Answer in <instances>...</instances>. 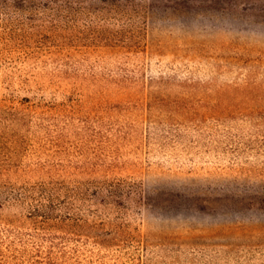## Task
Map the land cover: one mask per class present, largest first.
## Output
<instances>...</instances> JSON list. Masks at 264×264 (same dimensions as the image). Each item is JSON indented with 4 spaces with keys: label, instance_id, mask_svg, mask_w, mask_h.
Here are the masks:
<instances>
[{
    "label": "rangeland",
    "instance_id": "374dc122",
    "mask_svg": "<svg viewBox=\"0 0 264 264\" xmlns=\"http://www.w3.org/2000/svg\"><path fill=\"white\" fill-rule=\"evenodd\" d=\"M142 1L148 9L139 44L86 52L83 66L94 64L96 81L81 119L106 135L87 136L78 164L103 168L70 178L125 185V208L134 211L96 218L87 208L88 220L73 222L69 235L73 263L264 264V131L248 125L223 132L217 120L222 104L227 113L264 105V0ZM53 56L45 53L42 67L53 66ZM250 79L262 84L247 87ZM195 82L199 89L189 93ZM154 83L162 84L157 98L168 130L151 164ZM108 85L117 88L108 93ZM176 99L188 106L171 107ZM93 152H100L95 161Z\"/></svg>",
    "mask_w": 264,
    "mask_h": 264
},
{
    "label": "trees",
    "instance_id": "16d2710c",
    "mask_svg": "<svg viewBox=\"0 0 264 264\" xmlns=\"http://www.w3.org/2000/svg\"><path fill=\"white\" fill-rule=\"evenodd\" d=\"M147 9L142 0H0V264H74L69 235L73 222L79 226L88 220L83 217L87 208L96 218L100 212L134 211L125 208L131 199L125 185L105 179L78 185L70 178L76 171L91 176L103 168L97 162L78 164L87 136L106 135L102 125L92 133L87 119H81L86 103H94L96 81L94 64L83 66L89 59L86 52L139 44ZM47 52L54 54L48 69L42 67ZM150 75L154 78L152 70ZM262 82L250 79L246 85ZM116 88L108 85V93ZM161 88L150 85L153 95L147 102L152 111L146 128L151 164L158 142L167 138L157 98ZM197 89L196 82L187 86L189 93ZM184 103L176 99L171 107L186 108ZM227 108L222 104L218 113L221 131L247 130L248 125L255 134L264 131V105L246 113H227ZM99 154L93 152L92 159ZM78 202L85 205L82 210ZM93 203L98 205L91 209ZM138 204L141 212L143 199Z\"/></svg>",
    "mask_w": 264,
    "mask_h": 264
}]
</instances>
